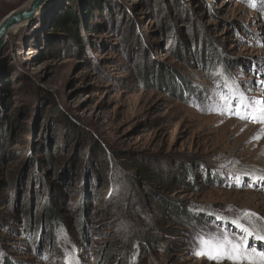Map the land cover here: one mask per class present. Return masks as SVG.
Masks as SVG:
<instances>
[{
    "label": "rangeland",
    "instance_id": "rangeland-1",
    "mask_svg": "<svg viewBox=\"0 0 264 264\" xmlns=\"http://www.w3.org/2000/svg\"><path fill=\"white\" fill-rule=\"evenodd\" d=\"M11 29L0 264H233L195 254L210 231L264 254L232 223L264 236V122L234 114L264 108V0H46Z\"/></svg>",
    "mask_w": 264,
    "mask_h": 264
},
{
    "label": "snow or ice",
    "instance_id": "snow-or-ice-1",
    "mask_svg": "<svg viewBox=\"0 0 264 264\" xmlns=\"http://www.w3.org/2000/svg\"><path fill=\"white\" fill-rule=\"evenodd\" d=\"M225 105L227 106V111L232 112L233 107L231 100L234 99L228 96L222 97ZM249 106L243 102V97L241 95L239 105L234 114L240 116L241 119H252L253 121H261L264 122V108H257L253 111H246L244 115H241L240 109L247 110ZM255 139H259V136H256ZM256 179L264 181V176L257 177ZM249 218L255 216V213L247 212L245 213ZM218 219H221L218 217ZM233 224H235L238 228H240L241 232L245 234V238L248 236H255V238L264 240V236H260L257 233H254L249 227L243 225L238 220H233ZM199 243L195 254L197 256L203 255L206 259L212 261H221L228 260L236 264V262L242 259H253V257H258L260 264H264V254L258 253H247V249L243 246L240 241H237L233 235H230L227 231H210L207 234L199 235L197 237ZM255 264V261H253Z\"/></svg>",
    "mask_w": 264,
    "mask_h": 264
},
{
    "label": "water",
    "instance_id": "water-1",
    "mask_svg": "<svg viewBox=\"0 0 264 264\" xmlns=\"http://www.w3.org/2000/svg\"><path fill=\"white\" fill-rule=\"evenodd\" d=\"M46 0H30L23 8L12 9L0 20V49L7 36V32L15 25L29 21L41 8Z\"/></svg>",
    "mask_w": 264,
    "mask_h": 264
},
{
    "label": "trees",
    "instance_id": "trees-1",
    "mask_svg": "<svg viewBox=\"0 0 264 264\" xmlns=\"http://www.w3.org/2000/svg\"><path fill=\"white\" fill-rule=\"evenodd\" d=\"M57 24L59 25V27L61 28H67V26L72 23L74 26L78 25L79 23V18L77 17V15L72 11L71 7H69L68 9L64 10L58 17H57ZM212 49H209V54L208 56L210 58H216L215 54H212L211 51ZM144 170V169H143ZM143 203H148V201L146 200H142ZM103 213V212H102ZM177 214L180 215L181 219H185V220H189V215L185 212V211H180ZM58 218H60V214L55 212L54 214H52V217L50 219L52 220H57ZM149 229L146 231V233L143 235V240L147 243V245L152 246V245H156L157 240H155V236L154 235H148ZM121 246L123 247L122 249H128L130 246V242L129 241H124L120 243ZM143 246H146L145 244Z\"/></svg>",
    "mask_w": 264,
    "mask_h": 264
},
{
    "label": "bare ground",
    "instance_id": "bare-ground-1",
    "mask_svg": "<svg viewBox=\"0 0 264 264\" xmlns=\"http://www.w3.org/2000/svg\"><path fill=\"white\" fill-rule=\"evenodd\" d=\"M29 2H30V0H29L28 3L25 5V7L29 4ZM25 7H23V8H25ZM24 23H25V22H24ZM24 23H21V24H24ZM21 24H17V25H15V26H13L11 30H15V29H16L18 26H20Z\"/></svg>",
    "mask_w": 264,
    "mask_h": 264
}]
</instances>
